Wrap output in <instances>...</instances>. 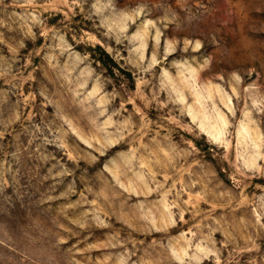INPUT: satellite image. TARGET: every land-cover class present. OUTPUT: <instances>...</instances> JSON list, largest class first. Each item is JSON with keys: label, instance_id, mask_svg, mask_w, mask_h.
<instances>
[{"label": "rangeland", "instance_id": "374dc122", "mask_svg": "<svg viewBox=\"0 0 264 264\" xmlns=\"http://www.w3.org/2000/svg\"><path fill=\"white\" fill-rule=\"evenodd\" d=\"M0 264H264V0H0Z\"/></svg>", "mask_w": 264, "mask_h": 264}]
</instances>
